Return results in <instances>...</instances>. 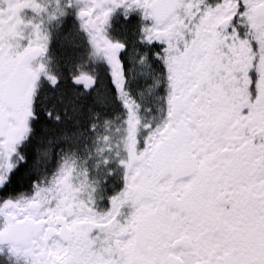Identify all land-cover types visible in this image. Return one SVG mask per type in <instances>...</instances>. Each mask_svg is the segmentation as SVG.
Instances as JSON below:
<instances>
[{
	"label": "snow or ice",
	"instance_id": "1",
	"mask_svg": "<svg viewBox=\"0 0 264 264\" xmlns=\"http://www.w3.org/2000/svg\"><path fill=\"white\" fill-rule=\"evenodd\" d=\"M0 264H264V0H0Z\"/></svg>",
	"mask_w": 264,
	"mask_h": 264
}]
</instances>
